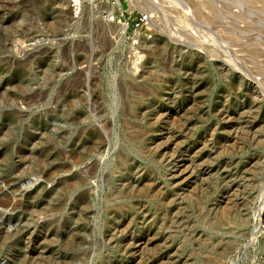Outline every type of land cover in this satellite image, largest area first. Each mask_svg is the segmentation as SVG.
<instances>
[{
	"label": "rangeland",
	"instance_id": "obj_1",
	"mask_svg": "<svg viewBox=\"0 0 264 264\" xmlns=\"http://www.w3.org/2000/svg\"><path fill=\"white\" fill-rule=\"evenodd\" d=\"M244 1L231 33L210 0H0V264H264Z\"/></svg>",
	"mask_w": 264,
	"mask_h": 264
},
{
	"label": "water",
	"instance_id": "obj_2",
	"mask_svg": "<svg viewBox=\"0 0 264 264\" xmlns=\"http://www.w3.org/2000/svg\"><path fill=\"white\" fill-rule=\"evenodd\" d=\"M210 3L214 6L218 3L225 4L230 10L234 8H239L243 10V14H233L231 12L223 11V14L219 16V24L227 31V32H236L239 31V24L242 19L251 17L252 12L247 8V5L244 0H234L232 2L226 0H210ZM208 7V5L206 6ZM224 53V52H220Z\"/></svg>",
	"mask_w": 264,
	"mask_h": 264
},
{
	"label": "bare ground",
	"instance_id": "obj_3",
	"mask_svg": "<svg viewBox=\"0 0 264 264\" xmlns=\"http://www.w3.org/2000/svg\"><path fill=\"white\" fill-rule=\"evenodd\" d=\"M183 5V4H182ZM203 27V26H202ZM235 55V54H234ZM233 55V56H234ZM261 68V67H260ZM256 81V80H255ZM259 86V85H258ZM179 121V120H178ZM100 132V131H99ZM89 134H94V135H96L97 137H98V132L96 131V129L95 130H92L91 131V133H89ZM168 139V138H167ZM24 157V156H23ZM25 159H27L26 157H25ZM38 161H40L41 163H43V160L40 158V157H38ZM185 170L186 169H179L178 167H177V169L175 170V172H177V174H175L174 175V177H177V178H180V176L185 172ZM174 179V178H173ZM228 201L225 203L226 205H227V207H224V208H228V206H229V208L228 209H230L231 210V204H233V195L232 196H229V197H227L226 198ZM235 204V203H234ZM225 205V206H226ZM234 206V205H233ZM236 206V205H235ZM150 243V240L147 242V241H144L143 243H141V244H139V246H147L148 244ZM142 248V247H141Z\"/></svg>",
	"mask_w": 264,
	"mask_h": 264
},
{
	"label": "built area",
	"instance_id": "obj_4",
	"mask_svg": "<svg viewBox=\"0 0 264 264\" xmlns=\"http://www.w3.org/2000/svg\"><path fill=\"white\" fill-rule=\"evenodd\" d=\"M114 15L109 16V21H114ZM150 23L149 16L141 15L136 19L135 27L141 29L144 25H148ZM130 26V25H129Z\"/></svg>",
	"mask_w": 264,
	"mask_h": 264
}]
</instances>
